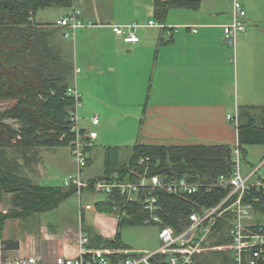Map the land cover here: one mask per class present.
<instances>
[{
	"label": "crops",
	"instance_id": "crops-1",
	"mask_svg": "<svg viewBox=\"0 0 264 264\" xmlns=\"http://www.w3.org/2000/svg\"><path fill=\"white\" fill-rule=\"evenodd\" d=\"M78 2L80 3V0L75 1L76 7ZM85 4L86 2H83L79 9L77 8L79 15L84 20H92L96 25L80 28L78 30L84 31H76L73 37H69L73 41V51H70L64 42L63 29L52 25L58 29L55 42L61 47L63 55L79 69L74 75H81L80 87L73 78L77 89L82 91L81 93L78 90L81 97H84L79 105L80 126L85 130L99 127V133L88 152L89 163L84 170L86 179L104 175L108 146L117 147L115 163L119 165L130 158H122L123 148L129 147L126 143H133L131 154L136 143L233 145L238 139V133L226 119V114L233 112L237 107L241 111L249 110L250 114L264 116V112L255 113L260 104L254 101L257 95L253 88L246 87L247 81L242 69L246 52L252 53L251 57L257 52H264V44L255 43L259 37L264 39V25H260L255 15L247 12L245 31L238 33L235 45H230L225 40L223 27L232 19L231 1L200 0L198 9H169L165 25L177 27L170 39L164 38L162 28L145 25L147 21L153 20L147 13L139 20H131L142 22L135 30L139 40L124 42L112 31L110 25L127 24V19L109 18L104 13L87 12ZM69 12L57 16L52 21L37 22L53 23ZM151 14L153 16V5ZM138 28H142L140 32ZM104 75L112 81L108 96L96 94L97 89L102 90L98 86L100 81L96 80L100 77L103 80ZM250 82L257 84L253 79ZM251 83L248 87H251ZM152 91L156 99L154 102H151ZM135 115H138L140 123L137 139L131 136V139L127 137L122 141L110 142L107 133L113 131V128L109 130L108 122L111 123L115 119V125L120 121L122 124L125 118ZM94 116L99 117L97 125L91 122ZM100 117H104V124ZM96 141L103 153L102 172L86 175L94 147L97 145ZM45 149L52 150L53 147ZM55 150L54 147L52 153L57 158L60 157L59 152ZM43 151L44 148L38 150V158L30 167L22 168L24 176L29 178L27 174L36 171L35 166ZM68 151L70 155L69 147ZM69 160L72 162L71 156ZM27 168L30 170L28 173L25 172ZM73 169L74 164H70L62 184ZM73 196L78 198V222H66L62 226L40 224L33 232H29L24 240L8 236L4 230L0 236L3 247L4 243L11 241L17 242L18 246L4 248L2 253L10 258L40 255L44 261L52 262L57 256L77 255L79 231L88 235L113 238L118 230L115 213L100 212L96 209V204L103 201V195L97 198L94 192L83 190ZM10 202L11 195L4 194L0 202L4 205L1 204L0 211L9 209ZM75 210L73 208V212ZM123 242L129 246L126 250L133 252H150L157 248L138 250L126 241Z\"/></svg>",
	"mask_w": 264,
	"mask_h": 264
},
{
	"label": "trees",
	"instance_id": "trees-1",
	"mask_svg": "<svg viewBox=\"0 0 264 264\" xmlns=\"http://www.w3.org/2000/svg\"><path fill=\"white\" fill-rule=\"evenodd\" d=\"M73 4V0H0V100L14 101L0 111V202L4 194L11 195L10 208L0 211V236L8 219H26L53 210L77 193L73 185H41L22 174V168L30 158L29 152L68 146L74 137L69 120L74 99L66 93L73 81L74 66L54 40L58 29L53 23L35 20L39 9L72 8ZM174 7L198 9L200 0H153V19L165 25L168 11ZM250 113L238 109L237 132L242 159L246 145H264V116ZM7 119L16 122L17 126ZM232 148L229 143H136L128 161L117 165L115 154L118 149L108 146L105 173L96 178L121 182L138 180L145 168L139 160L147 156L149 174H158L164 179L185 178L210 183L220 175L231 174ZM19 154H22L23 163L18 161ZM229 190V187L199 188L193 194H176L159 189L156 195L161 208L157 213L161 222L155 225L182 230L189 223L190 213L215 206ZM254 194L264 199V194L255 189L247 197ZM256 205L260 209L257 212L264 214L263 200ZM116 207L123 208L126 215L117 219L115 236L103 238L86 233L89 249L126 250L129 246L123 242L120 229L144 225L146 212L140 199L126 201L118 192H113L103 195V201L96 204L100 212L115 213ZM232 218V211L219 217L192 264H235L229 232ZM259 219L257 216L256 220ZM251 229L256 231L255 227ZM17 246V242L11 241L4 243L2 248Z\"/></svg>",
	"mask_w": 264,
	"mask_h": 264
},
{
	"label": "built area",
	"instance_id": "built-area-1",
	"mask_svg": "<svg viewBox=\"0 0 264 264\" xmlns=\"http://www.w3.org/2000/svg\"><path fill=\"white\" fill-rule=\"evenodd\" d=\"M73 1L70 13L53 22V25L63 29L62 35L65 38L73 37L80 28L96 25L92 20L81 18L75 6L76 0ZM230 1L232 3V19L230 23L224 25L223 31L226 42L235 45L238 33L246 29V10L239 0ZM145 25L162 28L163 36L166 39H169L177 29L176 26H167L154 20L147 21ZM139 26L140 24L135 21L110 25L112 31L119 35L124 42L139 40L135 33ZM193 30L196 31L195 28ZM78 70L77 67H74V73ZM66 93L74 99L69 118L70 130L74 137L68 145L74 169L64 178V186L73 185L78 193L83 190H90L95 194L102 195L118 192L126 201L140 199L146 212L144 224H159L161 222V217L157 213L161 208L156 195L159 189L176 194H193L199 188L210 190L213 187H229L230 190L215 206L190 213L189 223L182 230L177 231L171 226L159 227L160 246L150 252H133L112 248L89 249L86 233L79 231L77 255L74 257L57 256L52 262L44 261L40 255L6 257L2 253L3 248L0 240V264H192L216 221L227 211L233 212L229 232L232 237L235 264H264V214L258 213L260 209L256 205L263 200L264 206V199L258 194L247 197L252 189L264 194V155L257 166L244 174L241 168V150L238 139H236L232 148L231 174L220 175L210 183L192 182L185 178L164 179L158 174H149V157L147 156L139 160L141 164L144 163L145 168L138 180L121 182L102 178L86 179L84 170L88 164V152L97 137V132L94 129L85 130L80 126L78 108L81 94L73 82L67 88ZM226 119L237 132L239 126L238 108L235 107L233 112L226 114ZM91 122L93 125H97L98 117L94 116ZM114 211L117 219L126 215V211L121 207H116ZM257 216H259V220H256ZM252 227H255L256 231H252ZM124 254L128 256L124 257Z\"/></svg>",
	"mask_w": 264,
	"mask_h": 264
},
{
	"label": "rangeland",
	"instance_id": "rangeland-1",
	"mask_svg": "<svg viewBox=\"0 0 264 264\" xmlns=\"http://www.w3.org/2000/svg\"><path fill=\"white\" fill-rule=\"evenodd\" d=\"M239 1L243 5L246 12L255 15L259 19L260 25H264V0H239ZM83 2H86L85 6L87 8V12L90 11L92 13H104L109 18L127 19L129 23L131 22V20H135V19L139 20L147 13L150 15V17L153 18L151 14L153 0H80L81 4ZM80 3L77 5L78 9L79 6L81 5ZM174 9L172 11H174ZM69 11L70 8L67 7L52 6V7L42 8L36 12L35 20L52 21L57 16L65 14ZM172 16H174V12H172ZM138 22L142 23L141 21ZM141 29L142 28H138V32H140ZM80 31H84V29L77 30V32ZM64 40H65L64 42L69 46V50L73 51L74 48H73L72 38H64ZM255 43L264 44L263 37L257 38ZM250 54L252 53L246 52L245 54L246 58L243 61L244 66L242 67V69L247 81L246 87L248 89L253 88V90L255 91V95H257L256 97L257 99H255L254 101L260 104L259 109L256 110L255 113L260 114L264 112V52H257L256 55H253L252 57ZM73 78L76 85H79L80 87L81 75L80 74L78 75L77 73V75L76 76L74 75ZM252 79L254 82L256 81L257 84H252L250 82ZM103 80L101 77L99 80H96V81H100V84L98 86L101 87L102 90L97 89L96 92L98 93L96 92L95 93L108 96L110 94V86L112 84V81L108 79V76L106 75L103 76ZM249 83H251V87H248ZM78 90L82 93V91L79 88ZM83 99L84 97L82 95L81 100L83 101ZM155 100L156 99L152 91L151 102H154ZM13 102H14L13 100H0V111L10 107L13 104ZM80 107L78 109V113L81 120ZM100 118L104 124L105 122L104 117H100ZM6 121L14 126H17V123L11 119H7ZM116 123L117 122L115 121V119L111 123L108 122V125H110L109 130L113 128V131L111 132L109 131V133H107V138L109 137L110 142H115V141L118 142V140L122 141L127 137L131 139V136L135 137V140L137 139L138 131L140 129L138 115H135L133 117L129 116L125 118L122 124H120L121 121L118 122L117 125H115ZM94 128H95L94 130H96L98 134L99 127L95 126ZM126 144H129V147L123 148L122 150L123 159H127L130 157L131 147L133 143H126ZM245 148H246V154L244 156V159H242V165H241L242 172L244 174L247 173L251 168L257 166L264 155V145L251 144V145H246ZM55 149H56L55 151H58L59 154L61 155L60 157L58 156V158L56 155L52 153V150H48L45 148L44 151L40 153L41 159L35 166L36 171H32L31 172L32 174H27V176L31 179L33 183H37L41 185L62 184V179L64 175L67 173L68 167H70V164L73 165V163L69 160L70 155L68 151V146H59V148L55 147ZM29 154H30V158L27 160V163H25V166L27 167H30L36 160V155L38 154V150L29 152ZM34 154L35 156H33ZM19 155L20 156H18V161H20V163H23L21 159L22 154ZM102 161H103L102 148L97 144L94 147L91 164L86 171V175L101 173L103 166ZM29 171L30 170L28 168L25 169L26 173H28ZM99 195L102 194H97V193L95 194L97 198L100 197ZM1 204L3 203H0V206ZM73 208L76 209L74 212H73ZM78 211H79L78 198L77 196H73L62 202L60 206H58V208H55L53 210L36 213L26 219H9L6 225L4 226L3 231L5 230L8 236L12 238L17 237L20 240H24L26 238V235L29 232H33V230H35L40 224L46 225L47 223H51L55 226H62L66 222H71V221L78 222V216H79ZM158 231L159 228L155 224H144L140 226H124L121 230L122 232L121 237L133 248H136L138 250L150 249L160 246Z\"/></svg>",
	"mask_w": 264,
	"mask_h": 264
}]
</instances>
